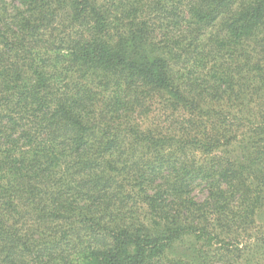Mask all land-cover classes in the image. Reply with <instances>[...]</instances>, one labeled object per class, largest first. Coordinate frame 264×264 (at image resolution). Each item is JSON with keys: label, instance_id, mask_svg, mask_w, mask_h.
Returning <instances> with one entry per match:
<instances>
[{"label": "trees", "instance_id": "16d2710c", "mask_svg": "<svg viewBox=\"0 0 264 264\" xmlns=\"http://www.w3.org/2000/svg\"><path fill=\"white\" fill-rule=\"evenodd\" d=\"M0 264H264V0H0Z\"/></svg>", "mask_w": 264, "mask_h": 264}]
</instances>
